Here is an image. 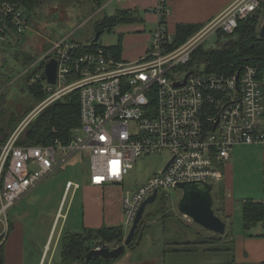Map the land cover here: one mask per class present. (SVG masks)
Here are the masks:
<instances>
[{
	"label": "built area",
	"instance_id": "2783aa9c",
	"mask_svg": "<svg viewBox=\"0 0 264 264\" xmlns=\"http://www.w3.org/2000/svg\"><path fill=\"white\" fill-rule=\"evenodd\" d=\"M262 2L233 0L177 44L167 22H161L169 15L168 1L159 0L150 49L136 61L71 35L51 40L23 72L31 74L29 84L40 85L47 97L0 145V245L10 232L9 210L83 151L89 153L94 186L123 184L138 159L169 153L168 167L124 198L126 225L131 227L142 203L155 192L158 197L187 181H204L214 189L222 183L223 166L236 145L264 148V91L258 67L246 64L234 73H219L193 62L212 33H234L239 21ZM29 28L20 4L0 0V53L5 43L16 41ZM51 59L58 63L55 83L43 72ZM74 91L81 126L68 143H18L46 106ZM66 186L78 187L70 180Z\"/></svg>",
	"mask_w": 264,
	"mask_h": 264
},
{
	"label": "rangeland",
	"instance_id": "374dc122",
	"mask_svg": "<svg viewBox=\"0 0 264 264\" xmlns=\"http://www.w3.org/2000/svg\"><path fill=\"white\" fill-rule=\"evenodd\" d=\"M179 3L181 4L182 13H180L179 17H176V13L179 12V10L173 5L172 17L170 18L172 21L173 17L176 19H185L186 21H198L203 20L208 14V11H206L208 8L206 5L207 3L204 0H181ZM116 11L115 4H109L108 0H102L101 7H98V9L93 12H91L89 5L84 3L80 4L72 0H46L39 7L27 11L30 16V28L26 31L25 35L18 38L19 43L18 41H15L16 43L14 42V48L31 52L39 56L50 41L59 36L71 35L72 38L79 42L85 44L90 43L98 31L97 23L99 20L105 15H113ZM146 14H150V16L155 18L154 11L141 10L138 14L141 18V22L118 23L111 27H106L98 43L103 46L113 47L121 42L123 46L122 56L127 60H131L127 52L136 47V43H134L135 34L140 32L142 36L149 39V36L153 33V29L156 27L155 20L148 19ZM263 21L264 16L262 17V23ZM262 23L259 29H261ZM227 39L225 35L216 31L208 37L202 46L204 50L208 51L218 47ZM17 43L18 45H16ZM13 53V50L9 51L7 48L4 49V47L0 53V66L3 65V59H7V61L9 60V66L18 74L15 79L8 83L7 89L4 91L3 107L6 109V121L9 120L10 114L13 111L20 112V115H23L32 105H35L36 108L42 102L38 103V101L34 99V96L30 94L27 85L28 81L26 80L27 76L23 74L26 68L20 62L19 64L15 63L11 56ZM199 65L205 67L204 64L200 63ZM263 77L264 72L260 79H263ZM15 80L18 81L15 82ZM242 146L244 147L245 145H238L236 148ZM246 146L249 149H240L242 155L240 160L241 168L234 172L235 176L233 177L234 180L232 181L231 188L233 193L235 191V203L237 201L240 203L237 204L234 212V231L239 224L243 225L242 200H240L239 197L242 195L250 196L253 194H261L263 192L260 161L253 153L257 152V150H254L256 147L253 146V148H250L252 145ZM251 149H253V151ZM88 155V151H83L81 154L73 157V159L65 164L60 171L41 184L38 187V189L41 187L39 191L36 190V192L34 191L29 195V198L32 196L35 198L37 194L40 196L42 195L40 203L34 209L35 214L30 222L32 226L28 221H25V224L34 231L33 233V231L28 230L29 238L27 242L29 245L32 242L40 244L44 238L48 237L67 181L83 182L90 178V159ZM169 158V153L163 152L138 159L124 183L119 184L117 188L113 187V189L108 192V196L113 199V204L116 206V209H118L116 212L120 214L123 219L124 216L125 219H127L126 215L121 211L122 205L124 206V198L129 196V194L134 195L141 184L147 182L153 174L158 173L164 168ZM109 185L115 186L114 184ZM214 194L215 193H213V195ZM71 195L72 193L67 199L63 212L67 211V207L71 202ZM181 197L182 191L170 188L167 191H161L154 202L147 204L143 215V225L146 227L143 226L141 228L144 235L140 245L136 247L137 249L135 251H131L132 249L127 248L126 252L122 254L119 259L116 258L114 263L130 258L132 252V258L134 260H141L147 257L153 263L162 264L164 260L163 253H165L167 249L169 251L164 260L165 264H206L208 262L226 264L233 262L235 260V253L233 250V239H230V236L213 245H187L183 243L184 241L189 239L193 240L194 238L202 240L203 237L212 235V232L195 224L189 217L184 216L179 211ZM78 202L79 200L76 198L74 208L79 206ZM220 202L221 200L219 198L214 209H217ZM157 210L161 211L158 215H148L149 213H155ZM9 215L14 220L19 221V203L9 210ZM62 222L63 219L59 221V225ZM125 228L126 237L131 227L125 224ZM125 237L119 244L108 243L105 244V246L107 245V247L110 248L117 247L124 243ZM187 247L194 250L172 251L176 248L182 249Z\"/></svg>",
	"mask_w": 264,
	"mask_h": 264
},
{
	"label": "trees",
	"instance_id": "16d2710c",
	"mask_svg": "<svg viewBox=\"0 0 264 264\" xmlns=\"http://www.w3.org/2000/svg\"><path fill=\"white\" fill-rule=\"evenodd\" d=\"M9 1L20 4L27 13V11L39 7L46 0ZM72 1L89 5L91 12H93L98 9V7H101L102 0ZM167 1L169 3L170 0ZM138 14L139 11L137 10H118L114 15H105L101 20H99L97 23V28L98 30L102 29L104 32L106 27H111L114 24L132 23L136 21L141 22V18ZM263 16L264 0L261 6L252 15L239 21L234 33L227 35L221 32V34L225 35L228 39L218 47L206 51L202 45L199 46L193 56V62L204 64L207 71L219 73H234L236 70L243 68L246 64H252L258 67V74L261 78L264 72V38L260 36L259 28L260 24L262 23ZM29 17L30 16L28 15L30 22ZM212 17H210L208 20H210ZM167 21V16L161 17V22L166 23ZM207 21L196 23H178L176 25L175 32H173L175 42L177 44H181L190 35L201 28ZM16 41L19 43L18 39H16ZM14 42L15 41H10L5 43L4 49L7 48L9 51H14L11 56L16 64H19L20 62L24 67H27L38 57L37 54H32L31 52L14 48L16 43ZM91 42L92 47L99 45L98 41H94V39ZM18 43L16 45H18ZM109 48L114 50L117 54H120L122 51V43L120 42L117 45ZM2 64L3 65L0 66V145H2L9 138L20 121L35 108V105H32L23 115H20V112L13 111L10 114L9 120H5L6 109L3 107L4 91L7 89L8 83L15 79L18 74H16L14 69L9 66V60L7 61V59H3ZM30 77L31 74H29V76L26 78L28 81L27 85L29 92L32 96H34V99L40 103L47 97V93L41 88L40 85H30ZM17 81L18 80H15V82ZM80 126L81 118L79 95L78 92L74 91L71 94H68L67 96L60 98L46 106L30 123L24 136L20 139V141H18V143L23 145L51 144L55 140L68 143L73 137L74 130ZM176 190L181 191L179 189ZM217 196L218 200L220 198L221 202L219 203V206H217L218 210L215 208V211L220 216V214H222L221 211L224 209V196L220 189L217 192ZM215 205L216 199L214 201V206ZM160 212V210H157L155 213H149L148 215H158ZM242 215L245 235L253 236V234L250 233V230L259 223H262L264 228L263 202L254 201L253 199L245 200L242 207ZM143 222L144 220L142 219L133 240L126 247V249H135L138 245H140L144 235V232L141 229L143 226H145L143 225ZM12 226L13 224L10 223V231ZM125 234V229L121 226H103L96 229L85 228L81 232L65 230L60 238L59 243L61 248L62 264H112L116 258L105 259L103 257H93L88 259L87 254L99 245L105 246V244L108 243H121L125 237ZM229 236H231L229 232H226L224 236L212 233L210 236L203 237L202 240L189 239L183 243L187 245H213L225 240ZM256 236H264V233ZM3 247L4 243L0 245V264H4ZM180 250L189 251L194 249L187 247L182 249L176 248L172 251ZM168 251L169 250L165 252Z\"/></svg>",
	"mask_w": 264,
	"mask_h": 264
},
{
	"label": "crops",
	"instance_id": "0c3cea01",
	"mask_svg": "<svg viewBox=\"0 0 264 264\" xmlns=\"http://www.w3.org/2000/svg\"><path fill=\"white\" fill-rule=\"evenodd\" d=\"M179 1L181 0H170L168 3L170 12L167 17L168 20L167 25L171 32H175L176 25L178 23L205 22L210 17L217 15L232 2V0H204L207 3L206 5L208 8L206 11H208V14L203 18V20L186 21L185 19H176L173 17V21H172L170 20V18L172 17L173 5H175L179 10V12L176 13V17H179L180 13H182L181 4L179 3ZM196 1H202V0H196ZM108 3L115 4L117 11L118 10H137L139 12L141 10L154 11L155 18L150 16V14H146V17L148 19L155 20L156 27L153 29V31L158 27L157 23L159 21V16L158 14H156V8L159 4V0H108ZM151 38H152V34L149 36V39L142 36L140 32H137L135 34L134 43H136V47L134 49L128 50L127 52L129 53L128 56L131 57L130 61H136L148 53L151 46ZM122 55H123V46H122V51L120 54H118V56L120 58L125 59ZM261 85L264 91V77L263 79H261ZM241 145H245V146L236 148L238 146L236 145L233 148L230 159L223 166L224 179L220 185L214 188L215 190L213 189L214 190L213 193H215L214 197L216 199V202H218V196H217L218 190L220 189L223 192L224 209L223 211H221L222 214H220V217L226 221L227 223L226 232L227 233L229 232V234H231L230 239H233V250L235 253V258H234L235 260L233 262H229L226 264H264V236H256L264 233V228L262 223H259L250 230V233L253 234V236L245 235L244 225L241 224H239L237 229L234 231V221H233L234 212L237 204L240 203H238V201L235 203V191L234 193L233 191H231L232 181L234 180L233 177L235 176L234 172L241 168L240 160L242 155L240 153V149L248 148L246 144H241ZM253 146L256 147L254 148V150H257V152H253V153L260 161L263 192L261 194H253L250 196H244V195L240 196L239 199L242 200V204H241L242 207L244 201L247 199H253L254 201H261L264 204V148H262L259 145H252V147L250 148H253ZM251 150L253 151V149ZM72 182L77 184L78 187H72L68 190L67 186H65L62 198L60 200V205L57 214L55 216L54 223L48 234V237L44 238V240L41 241L42 243L40 244L37 242L36 243L32 242L30 245L28 244L27 242V239L29 238L28 230L29 231H33V230L25 224V221H28L29 223L32 221V217L35 214L34 209L40 203L42 195L40 196L37 194L35 198L34 196L30 198L29 196H27L26 198L18 202L19 221L14 220L10 216L11 224H13V226L6 240L4 241V247H3L4 264H62L61 248L59 243H60V238L65 230L72 232H81L85 228L96 229L103 226H108V227L121 226L124 229H126L125 216L123 219L121 215L116 212L118 209H116V206L113 204L114 202L113 199H111L108 196V192L112 190L113 187L117 188L119 184H114L115 186L109 184H108L109 186L108 185L94 186L90 183V178L83 182L80 181H72ZM40 188L38 189L37 187L36 190L39 191ZM71 193H72L71 202L67 207V211L63 212L66 206L67 199ZM76 198L79 200L78 202L79 206L77 208H74V203ZM121 211L122 213H124V215H126L123 205ZM61 219H63V222L59 225V221H61ZM242 224H243V215H242ZM30 225L32 226L31 223ZM136 249L137 248L132 249L131 251H135ZM167 253L168 252L163 253L164 260L165 257L167 256ZM164 260L162 264H165ZM210 263H219V262H208L206 264H210ZM112 264H157V263L151 262L147 257L141 260H134L132 258V252H131L130 258L115 263L113 262Z\"/></svg>",
	"mask_w": 264,
	"mask_h": 264
},
{
	"label": "water",
	"instance_id": "95a60500",
	"mask_svg": "<svg viewBox=\"0 0 264 264\" xmlns=\"http://www.w3.org/2000/svg\"><path fill=\"white\" fill-rule=\"evenodd\" d=\"M102 33V29L98 30L94 37V41H98ZM260 36L264 38V21L260 29ZM57 65L58 63L56 59H51L46 63L43 72L50 83L56 82ZM239 75L240 73H238L237 77H239ZM167 167L168 165H166L165 169ZM177 188L182 191V197L179 202V211L184 216L189 217L195 224L210 232L220 235L226 233L227 223L223 218L217 215L214 209L213 186L211 184L204 181H187L178 183ZM156 199L157 192L152 194L142 203L123 244L114 248L107 246H104L101 249L94 248L87 254V258L103 257L105 259H110L118 258L124 254L126 247L133 240L139 224L143 219L147 204L154 202Z\"/></svg>",
	"mask_w": 264,
	"mask_h": 264
}]
</instances>
